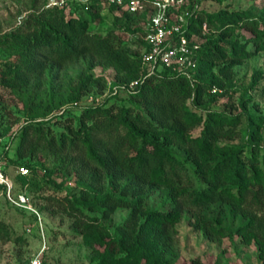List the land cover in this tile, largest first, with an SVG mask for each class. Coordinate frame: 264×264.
Listing matches in <instances>:
<instances>
[{
  "label": "trees",
  "instance_id": "obj_1",
  "mask_svg": "<svg viewBox=\"0 0 264 264\" xmlns=\"http://www.w3.org/2000/svg\"><path fill=\"white\" fill-rule=\"evenodd\" d=\"M202 1L188 3L196 15L189 18L190 32L200 41L194 83L164 68L141 78L138 49L143 42L135 33L142 31L138 23L144 15L105 7L101 0L87 10L76 2L44 9L25 21V29L5 38L13 68L1 75L6 86L26 88L30 77L77 62L114 72L110 82L103 76L80 78L64 99L51 93L43 108L25 117L11 160L30 159L40 147L71 166L65 178L74 176L78 197L47 199L72 220L70 226L90 250L91 264H176L169 232L181 219L211 242L237 237L242 244L254 243L264 264V116L206 109L229 94L232 68L264 51V25L249 11L207 13L199 9ZM104 11L111 26L99 33ZM238 30L248 32L243 44L233 38ZM217 65L221 77L212 73ZM103 94V101L95 102ZM89 97L93 101L85 104ZM54 125L62 129L55 131ZM197 128L199 134L192 136ZM236 138L243 145L221 142ZM44 171L43 181L55 184L56 171ZM156 191L164 204L151 210L144 201ZM116 209L130 214L110 231L100 219L109 220ZM5 229L0 223V233Z\"/></svg>",
  "mask_w": 264,
  "mask_h": 264
},
{
  "label": "rangeland",
  "instance_id": "obj_2",
  "mask_svg": "<svg viewBox=\"0 0 264 264\" xmlns=\"http://www.w3.org/2000/svg\"><path fill=\"white\" fill-rule=\"evenodd\" d=\"M50 0H0V171L7 178L9 190L0 185V223L6 226V232L0 233V264H24L28 258L42 250L45 264H91L89 248L83 243L78 231L70 225L72 220L62 208L54 205L47 196L78 197L80 187L75 184L74 176L66 179L71 166L59 163L47 149L37 148L28 159L17 160L15 151L19 133L25 124V117L34 109L39 111L46 104L50 94L68 97L71 89L78 85L80 78L103 76L107 82L113 79L111 68L96 64L89 68L87 64L77 62L63 69H51L47 74L30 77L25 88L6 86L1 80L4 72H13L9 65L12 51L7 47L6 37L12 31L25 29V21L34 14L41 13ZM227 8L228 11H249L264 25V0H203L199 9L213 13ZM67 11V10H66ZM111 26L107 11L101 15L97 32L105 33ZM264 30V27H262ZM233 35L237 44L245 43L248 32L236 31ZM125 41L131 36L123 34ZM252 44L247 50L253 51ZM221 65L213 67L212 73L221 77ZM157 70H160L158 66ZM233 77L229 94L206 106L211 111H225L232 114L243 112L257 117L264 116V51L259 50L232 68ZM120 96L123 93H119ZM105 94L98 99L103 101ZM63 98V99H64ZM244 101V109L240 102ZM85 104H90L87 100ZM54 113H58L54 112ZM53 129L59 131L60 125ZM200 129H194L192 136H197ZM264 133V126L261 128ZM230 145H243L241 138L222 140ZM259 142V141H258ZM175 149V148H174ZM178 154L180 150L175 149ZM7 152L4 157L3 152ZM30 169L34 170L33 173ZM44 170H55V184L45 183ZM63 174V176H61ZM9 191V192H8ZM145 206L151 210L160 209L164 199L160 191L153 192L145 199ZM166 210L167 206L164 207ZM130 210L116 209L109 220L100 219L110 231L123 224ZM89 215H92L89 213ZM99 217V214H96ZM177 251L176 264H190L198 260L200 264H259L258 251L254 243L242 244L237 237L231 242L223 239L221 243L208 241L203 233L194 229L187 220L174 223L169 232ZM141 259L140 262H144Z\"/></svg>",
  "mask_w": 264,
  "mask_h": 264
},
{
  "label": "built area",
  "instance_id": "obj_3",
  "mask_svg": "<svg viewBox=\"0 0 264 264\" xmlns=\"http://www.w3.org/2000/svg\"><path fill=\"white\" fill-rule=\"evenodd\" d=\"M94 1L96 0H50L46 8H61L66 2H76L83 4L87 10L88 5ZM101 3L105 7L116 6L120 12L144 15V20L138 23L142 31L135 33V37L143 42L138 49L141 78L153 75L160 66V69H167L174 76L188 78L192 83L196 81L200 41L190 32L189 18L195 19L196 15L193 16L188 9L189 0H101ZM201 29L206 32V25L202 24ZM140 79L130 83L129 89L138 85ZM86 100L91 103L93 98ZM94 100L98 101L97 98ZM0 185H4L7 190L10 188L1 171ZM44 249L45 247L28 258L25 264H43Z\"/></svg>",
  "mask_w": 264,
  "mask_h": 264
}]
</instances>
